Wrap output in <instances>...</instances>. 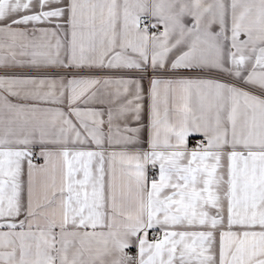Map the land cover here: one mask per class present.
<instances>
[{
    "label": "snow or ice",
    "instance_id": "6c2138e0",
    "mask_svg": "<svg viewBox=\"0 0 264 264\" xmlns=\"http://www.w3.org/2000/svg\"><path fill=\"white\" fill-rule=\"evenodd\" d=\"M0 264H264V0H0Z\"/></svg>",
    "mask_w": 264,
    "mask_h": 264
},
{
    "label": "crops",
    "instance_id": "0c3cea01",
    "mask_svg": "<svg viewBox=\"0 0 264 264\" xmlns=\"http://www.w3.org/2000/svg\"><path fill=\"white\" fill-rule=\"evenodd\" d=\"M34 150L38 152V151H39V148L37 147V148H36V149H34ZM34 163H35V162H34ZM37 163H43V160H41L40 162H37ZM24 179L26 180V179H27V177L25 176V177H24Z\"/></svg>",
    "mask_w": 264,
    "mask_h": 264
},
{
    "label": "built area",
    "instance_id": "2783aa9c",
    "mask_svg": "<svg viewBox=\"0 0 264 264\" xmlns=\"http://www.w3.org/2000/svg\"><path fill=\"white\" fill-rule=\"evenodd\" d=\"M41 160H39V161H34L35 163H37V162H40Z\"/></svg>",
    "mask_w": 264,
    "mask_h": 264
}]
</instances>
